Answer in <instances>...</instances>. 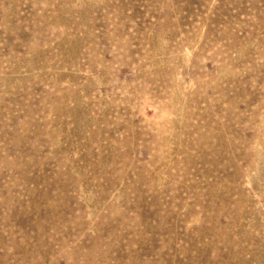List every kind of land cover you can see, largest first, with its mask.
<instances>
[{
	"label": "rangeland",
	"instance_id": "374dc122",
	"mask_svg": "<svg viewBox=\"0 0 264 264\" xmlns=\"http://www.w3.org/2000/svg\"><path fill=\"white\" fill-rule=\"evenodd\" d=\"M0 264H264V0H0Z\"/></svg>",
	"mask_w": 264,
	"mask_h": 264
}]
</instances>
